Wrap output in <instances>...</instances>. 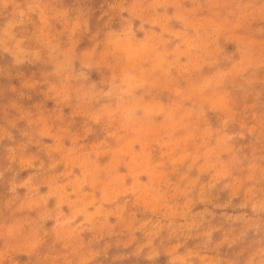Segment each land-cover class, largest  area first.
Returning <instances> with one entry per match:
<instances>
[{"label":"rangeland","instance_id":"1","mask_svg":"<svg viewBox=\"0 0 264 264\" xmlns=\"http://www.w3.org/2000/svg\"><path fill=\"white\" fill-rule=\"evenodd\" d=\"M0 264H264V0H0Z\"/></svg>","mask_w":264,"mask_h":264}]
</instances>
